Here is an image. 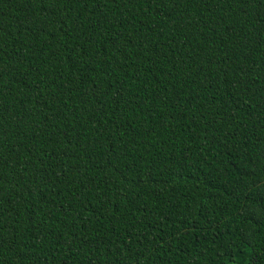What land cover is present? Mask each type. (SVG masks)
<instances>
[{
	"label": "trees",
	"instance_id": "obj_1",
	"mask_svg": "<svg viewBox=\"0 0 264 264\" xmlns=\"http://www.w3.org/2000/svg\"><path fill=\"white\" fill-rule=\"evenodd\" d=\"M0 264H264V0H0Z\"/></svg>",
	"mask_w": 264,
	"mask_h": 264
}]
</instances>
